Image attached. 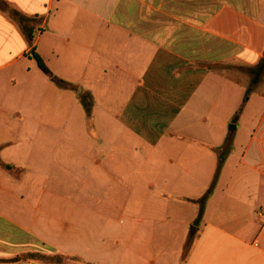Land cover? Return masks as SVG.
<instances>
[{"label":"crops","instance_id":"1","mask_svg":"<svg viewBox=\"0 0 264 264\" xmlns=\"http://www.w3.org/2000/svg\"><path fill=\"white\" fill-rule=\"evenodd\" d=\"M22 13L40 19L33 45L0 11V264H264V88L244 103L241 71L264 58V0H41ZM33 47L92 95L104 132L70 90L55 84L48 116L31 98Z\"/></svg>","mask_w":264,"mask_h":264},{"label":"trees","instance_id":"2","mask_svg":"<svg viewBox=\"0 0 264 264\" xmlns=\"http://www.w3.org/2000/svg\"><path fill=\"white\" fill-rule=\"evenodd\" d=\"M0 11L4 13H9L10 17L15 20V22L19 25L20 29L22 30L23 34L26 36L28 41L31 45H33L36 33H37V21L40 20L38 16L35 18H31L19 10L12 8L10 4L6 0H0ZM40 30V29H39ZM31 60H34L39 68V70L44 73L47 77H49L54 84H56L58 87L64 89V90H70L74 91L76 90V86L57 77L54 75V73L51 71V69L48 67L44 59L39 55L37 52L36 47H33L30 53L27 55ZM252 79H251V85L246 91V95L244 98V103L249 100V97L253 93V91L260 85L264 78V58L259 62V64L253 68L248 69ZM88 96H91V100L88 99ZM81 100L83 107L86 111V114L88 118H92L93 113L92 109L94 106V101L92 95L89 93H84L81 95ZM230 150V147H226L222 150L218 151L219 154V167H221L225 161L226 156L228 155ZM212 189L209 191L211 192ZM207 199V196L203 197L202 199L198 200L196 203H200V205H203L205 200ZM203 209V208H202ZM203 214V211H201L200 217L197 219V221L194 223V227L197 226L200 223L201 215ZM193 236V234H192ZM191 237V236H190ZM191 240V238H190Z\"/></svg>","mask_w":264,"mask_h":264},{"label":"rangeland","instance_id":"3","mask_svg":"<svg viewBox=\"0 0 264 264\" xmlns=\"http://www.w3.org/2000/svg\"><path fill=\"white\" fill-rule=\"evenodd\" d=\"M13 1H14L13 3H11V2H8V3L10 4V6L12 8L17 9L20 12H22V10H24V9L29 10L30 12L34 11V10H38L39 9V3L41 2V0H37V2H35V3H33V0H13ZM30 17L31 18H35L34 16H30ZM36 24H37V28H38L37 30H39V28H40V20H38ZM22 64H24V63L22 62L18 66H16V72H19V71L22 72V69L19 67V66H22ZM52 67L54 68V65H52ZM51 70L53 71L52 68H51ZM241 71L247 72L248 74H246V75H248L252 79V76H251L249 71H247V70L245 71L244 69H241ZM39 72H40V74L36 75L35 77H31L30 76L31 87H32V89L36 90V94L35 95L32 94L31 98L33 99V98L37 97L36 101H41V102H43V103H45L47 105L48 109L46 111V114L48 116L49 114L53 113L55 102H58L59 99H60V89L53 82H51L50 79L45 74H43L41 71H39ZM243 74L245 76V73H243ZM20 76H22V75H20ZM44 79H46V81L51 83L50 84L51 85V89H49L45 85L46 81ZM64 80L66 81V79H64ZM262 82H263L262 88H264V78H263ZM76 87H77L76 90L72 91V94L82 104L81 95L84 94L85 92H84V90H81V88L79 86H76ZM38 91H39V94H38ZM90 97L91 96H88L89 100H91ZM102 101L103 102L101 104H104L105 101L104 100H102ZM92 110H93L92 111L93 116H92V118L89 119V129H90V131L94 132V133L104 132L103 131L104 127L101 126L99 124V122H98V116H97V118H94V106H93ZM32 113L36 117L40 116L39 115V111H37V110L36 111H32ZM111 143H112V147H114V142L112 141ZM123 213H125V211L119 210L118 206H115V207L112 208V211L110 213L111 214V219H112V221H111V229L112 230L117 231L118 228L121 227V225L123 226L125 224V221H124L123 217H121L123 215ZM96 224H98V225L102 224V219L100 218L96 222Z\"/></svg>","mask_w":264,"mask_h":264}]
</instances>
